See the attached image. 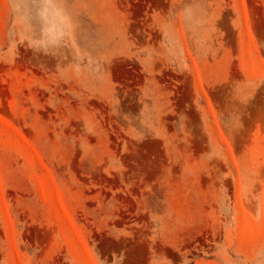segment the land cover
I'll list each match as a JSON object with an SVG mask.
<instances>
[{
    "label": "rangeland",
    "instance_id": "rangeland-1",
    "mask_svg": "<svg viewBox=\"0 0 264 264\" xmlns=\"http://www.w3.org/2000/svg\"><path fill=\"white\" fill-rule=\"evenodd\" d=\"M0 264H264V0H0Z\"/></svg>",
    "mask_w": 264,
    "mask_h": 264
}]
</instances>
